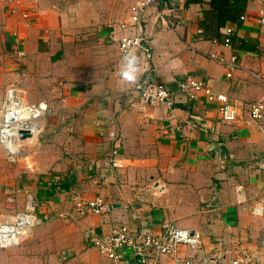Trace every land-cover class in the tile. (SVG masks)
<instances>
[{
  "label": "crops",
  "instance_id": "obj_1",
  "mask_svg": "<svg viewBox=\"0 0 264 264\" xmlns=\"http://www.w3.org/2000/svg\"><path fill=\"white\" fill-rule=\"evenodd\" d=\"M142 1L0 0V103L14 88L27 103L44 102L54 112L39 140L46 165L19 162L0 173L1 211H25L32 200L45 219L30 243L10 257L1 252L8 263L114 264L95 239L117 225L160 235L172 222L201 237L211 264L238 257L264 264V216L254 212L264 204V119L249 114V105L264 99V0H231L218 10L209 0H157L135 24ZM225 7L241 12L236 21L220 16ZM228 29L232 47L223 44ZM124 34L148 47L132 51L140 61L134 84L119 76L125 54L116 38ZM209 54L236 55L242 67L229 79ZM147 77L171 90L188 77L205 81L240 106L241 118L222 122L218 105L203 95L178 97L172 108L143 103L133 88ZM153 184L165 187L161 197L149 193L136 209L126 208ZM75 196H101L112 211L59 231L53 219L73 209ZM188 254L183 247L181 255ZM124 255L134 260L130 251ZM157 260L175 264L169 256Z\"/></svg>",
  "mask_w": 264,
  "mask_h": 264
},
{
  "label": "built area",
  "instance_id": "obj_2",
  "mask_svg": "<svg viewBox=\"0 0 264 264\" xmlns=\"http://www.w3.org/2000/svg\"><path fill=\"white\" fill-rule=\"evenodd\" d=\"M150 7H157V0H143L137 7L132 21L138 24ZM244 20V17H241ZM264 24V17L261 19ZM124 24L121 28L125 29ZM201 32V31H200ZM233 29L226 30L223 44L226 47L233 46ZM119 50L122 54L132 52L141 47V37L138 35H121L116 38ZM209 58L224 66L227 78H232L234 73L241 69L236 55L230 58L221 57L217 54H209ZM133 91L139 94L141 102L158 107L164 105L172 108L178 97L195 101L200 95L205 96L208 101L217 104L222 122L226 124L237 123L241 118V108L230 98L212 89L209 83L188 77L178 83L176 90H171L168 86L158 84L147 77L136 84ZM15 97V99H14ZM52 110L49 105L42 102L37 104L25 103L22 96L14 88L9 89L3 103H0V144L11 156L19 154L18 144L21 140L20 131L27 125V129L32 137L35 132L38 136L42 131L41 119ZM249 114L252 120L260 121L264 119V99L252 102L249 105ZM114 157H119L120 148L113 152ZM12 161L16 160V157ZM152 193L155 197H161L165 193V187L153 184L151 187H143L138 190L137 195L126 203V208L136 209L139 204H143L147 194ZM73 209L60 214V217L69 221L86 218L89 214L104 216L112 211V205L103 197L98 196L92 200H83L80 196L73 199ZM257 215L264 216V204L254 207ZM135 219L141 220L143 216L135 211ZM45 221L36 214L35 205L30 201L24 212H19L13 221H0V248H9L17 245L32 231L36 225H41ZM93 245L101 255L112 260L114 264H159L158 256H169L175 264H211L212 259L203 250V243L198 234H192L189 230L178 227L175 223L168 222L163 226L160 235L153 233H143L131 230L127 225H117L110 233L98 237ZM188 248L189 254L185 257L181 255L182 248ZM260 251L264 253V234L260 238ZM130 251L134 260L125 259L124 252ZM155 252V256L150 252ZM259 253H253L254 258ZM238 257L232 264H241Z\"/></svg>",
  "mask_w": 264,
  "mask_h": 264
},
{
  "label": "rangeland",
  "instance_id": "obj_3",
  "mask_svg": "<svg viewBox=\"0 0 264 264\" xmlns=\"http://www.w3.org/2000/svg\"><path fill=\"white\" fill-rule=\"evenodd\" d=\"M5 98H4V100L1 103H3L5 101ZM24 102L27 103L26 101H24ZM49 107H50V105H49ZM50 109H51V107H50ZM50 115H54V112L51 111L50 113H47L46 116H44L41 119L40 126L42 125V131H41V133L38 136L36 135L33 139L32 138L31 139H26L25 141L20 142L18 144L20 152H19V154H17L15 156L16 157L15 161H12L14 156H11V155L7 154V152L4 150V146L2 144H0V173L2 172V169H4V168L7 170V172L9 170L11 171V170L16 169L17 168L16 166H17V164L19 162L23 163V165L25 167H29V168H31L32 165L33 166H41V167H44L46 165V163H45L46 160H44V159H46V157L43 154L39 155V153H41V151H40V146L41 145L39 144V140H40L41 135L44 132L45 122L47 121V118ZM42 158H44V159H42ZM45 169L49 170V167H45ZM52 170L53 169L51 168L49 170V172H52ZM8 211H9V209L6 210V211H1V208H0V221H13L14 217L19 212H24L23 210L22 211H14L12 213H9ZM67 212H69V211H67ZM62 213H65V212H60L57 215V217H55L53 219V221H55L56 224L58 225L57 226L58 228H56V229L59 230V231H60V229H64L65 227L71 225L69 220H66V219H63V218L60 217V214H62ZM43 223L41 225H37V226L35 225L32 228L31 233L29 235H27L22 241H20L19 244L14 245V246L9 247V248H0V264H10V263H8V259L4 260L1 257V252L8 253L9 257H10V255H14V253H12L13 250L16 247H18V246L27 245L28 243H30L31 239L33 237L34 231L39 229V228H41V227H43L44 226ZM35 256H36V254H35ZM39 256L44 258L43 254H42V251H41V253H39ZM11 257L15 258V256H11ZM31 257H32V255H31Z\"/></svg>",
  "mask_w": 264,
  "mask_h": 264
},
{
  "label": "clouds",
  "instance_id": "obj_4",
  "mask_svg": "<svg viewBox=\"0 0 264 264\" xmlns=\"http://www.w3.org/2000/svg\"><path fill=\"white\" fill-rule=\"evenodd\" d=\"M139 58L133 53L128 52L122 58L119 76L122 81L134 84L140 72Z\"/></svg>",
  "mask_w": 264,
  "mask_h": 264
},
{
  "label": "trees",
  "instance_id": "obj_5",
  "mask_svg": "<svg viewBox=\"0 0 264 264\" xmlns=\"http://www.w3.org/2000/svg\"><path fill=\"white\" fill-rule=\"evenodd\" d=\"M166 1H168V0H166ZM203 1H205V0H187L186 6H189L191 4L201 3ZM209 1H211L212 7L214 10H218L219 8H221L223 6H226V7L231 6V4H230L231 0H209ZM226 7H225L224 11H220V16L226 17L230 21H236L237 16L241 12L239 10H233V9L228 10V9H226ZM232 40H233V43H235L236 38H235L234 34L232 36Z\"/></svg>",
  "mask_w": 264,
  "mask_h": 264
},
{
  "label": "water",
  "instance_id": "obj_6",
  "mask_svg": "<svg viewBox=\"0 0 264 264\" xmlns=\"http://www.w3.org/2000/svg\"><path fill=\"white\" fill-rule=\"evenodd\" d=\"M141 47H143L145 49L148 48L145 41L141 42ZM26 129H27V125H25L24 129L20 131L21 140H26V139L32 138V134Z\"/></svg>",
  "mask_w": 264,
  "mask_h": 264
},
{
  "label": "bare ground",
  "instance_id": "obj_7",
  "mask_svg": "<svg viewBox=\"0 0 264 264\" xmlns=\"http://www.w3.org/2000/svg\"><path fill=\"white\" fill-rule=\"evenodd\" d=\"M14 99H15V97H14ZM36 134H37V133L35 132V134H34V136L32 137V139L36 136ZM29 139H31V138H29Z\"/></svg>",
  "mask_w": 264,
  "mask_h": 264
}]
</instances>
